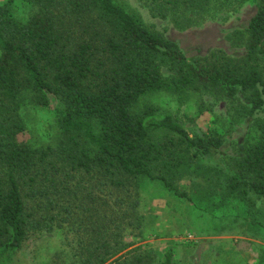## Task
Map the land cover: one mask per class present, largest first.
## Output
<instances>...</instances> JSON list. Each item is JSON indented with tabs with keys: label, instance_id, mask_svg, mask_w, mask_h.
<instances>
[{
	"label": "trees",
	"instance_id": "trees-1",
	"mask_svg": "<svg viewBox=\"0 0 264 264\" xmlns=\"http://www.w3.org/2000/svg\"><path fill=\"white\" fill-rule=\"evenodd\" d=\"M26 1L36 11L25 22L8 4L0 6V264L31 228H50L56 220L50 189L59 180L67 192L77 174H97L107 188L122 190L158 181L191 201L210 200L211 177L222 175V201L264 197V0H257L243 55L215 48L192 58L119 0ZM175 2L149 10L166 18ZM161 92L180 105L194 101L197 116L211 113L221 125L192 136L148 101ZM30 102L56 105L66 135L59 143L33 146L23 138L22 110ZM244 120L255 141L225 167L217 157L224 130ZM43 196L48 208L41 217ZM92 234L105 237L93 241L81 264H174L173 249L157 261L142 246L112 242V232L98 227Z\"/></svg>",
	"mask_w": 264,
	"mask_h": 264
},
{
	"label": "rangeland",
	"instance_id": "rangeland-1",
	"mask_svg": "<svg viewBox=\"0 0 264 264\" xmlns=\"http://www.w3.org/2000/svg\"><path fill=\"white\" fill-rule=\"evenodd\" d=\"M119 1L138 13L149 28L178 42L189 58L215 48L233 56L243 55L249 22L258 10L257 0H177L163 18L149 10L162 0H156L157 5L154 0ZM3 4H8L12 15L23 22L36 11L26 0H0V6ZM148 99L160 112L177 119L192 136H204L221 125L211 113L197 116L194 101L180 105L167 92L151 94ZM55 106L52 102H30L23 108V138L31 145L57 144L66 136ZM224 135L217 157L229 167L255 141V132L250 120H244L224 130ZM216 160L213 157L209 162ZM211 179L213 197L208 201L179 197L160 182L147 179L122 190L107 188L104 178L97 174L85 178L77 174L70 179L67 192L58 180L49 197L55 204L49 210L56 220L50 228L44 223L40 229L31 228L6 264H81L85 250L94 240L105 237L92 234L98 227L101 232L114 233L112 242L115 239L130 244L129 249L142 246L140 250L151 253L157 261L167 249H173L174 264H260L264 253V197L258 199L250 193L246 201L239 196L222 201L218 183L225 178L213 175ZM37 201L42 204L39 215L43 217L47 198ZM63 205H69V213ZM106 217L110 219L108 230ZM136 254L130 253L128 260Z\"/></svg>",
	"mask_w": 264,
	"mask_h": 264
}]
</instances>
